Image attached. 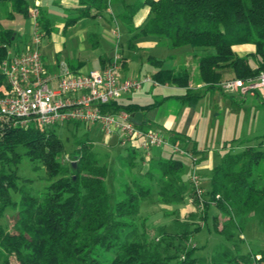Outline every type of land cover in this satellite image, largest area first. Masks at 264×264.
<instances>
[{
  "label": "trees",
  "instance_id": "1",
  "mask_svg": "<svg viewBox=\"0 0 264 264\" xmlns=\"http://www.w3.org/2000/svg\"><path fill=\"white\" fill-rule=\"evenodd\" d=\"M79 1L85 6L76 17L64 21V29L80 18L97 17L109 3V0ZM144 6L149 8L146 18L133 27L134 14ZM31 7L29 0H0V8L5 9L9 18L13 13L26 17ZM38 11V21L46 35L49 28ZM117 16L132 33L130 41L152 36L164 40L169 49L188 47L194 51L199 92L189 87V71L163 68L161 60L150 58V64L157 68L151 74L155 82L184 89L182 94L166 96L161 101L172 97L193 106L202 91L220 90L218 83L225 73L245 79L264 72V0H136L123 3ZM14 41L12 30L0 29V62ZM239 44L254 45V52L242 57L235 55L231 47ZM110 60L111 55L101 58V69ZM67 66L73 73L78 69L71 63ZM3 82L0 73V84ZM258 95L256 92L255 96ZM161 101L141 105L115 100L102 107L110 112L124 110L134 117ZM134 123L142 126L144 121L134 119ZM170 141L178 142L177 138ZM156 148L164 149L167 155L162 152L156 159L148 156L144 174L158 184L159 198L179 204L186 195H192L190 183L181 179L183 163L173 158L176 154L171 149ZM63 152L64 146L54 130L37 124L18 127L0 117V218L8 208L15 210L17 216L10 231L0 224V264H264V252L244 255L239 253L238 246L249 218L264 231V171L260 169L263 153L259 147L246 146L240 152L224 154L212 167L209 188L200 198L201 225L191 227L187 222L175 220L178 229L163 237L167 239L163 256L160 248H145L132 240L136 227L127 221L138 214L140 203L151 195L150 185L132 179L112 190L106 179L114 173L108 165L100 163L88 139L76 144L71 154L75 161L62 164L59 156ZM22 156L44 167L50 183L42 198L17 182L14 167ZM11 192L18 194L17 201L12 200ZM209 207L214 208V213L208 226ZM205 228L209 235L221 239L212 253L194 256L196 247L187 243ZM106 254L112 257L106 259Z\"/></svg>",
  "mask_w": 264,
  "mask_h": 264
},
{
  "label": "rangeland",
  "instance_id": "2",
  "mask_svg": "<svg viewBox=\"0 0 264 264\" xmlns=\"http://www.w3.org/2000/svg\"><path fill=\"white\" fill-rule=\"evenodd\" d=\"M29 4L30 6L34 5V0H29ZM111 6L112 3L111 5L108 3V8L105 11L109 12V7L111 8ZM112 10H114L113 7ZM59 11L57 10V6L53 5L52 7L51 5L48 13L57 15L60 13ZM66 17L70 18L71 14H68ZM84 22L87 27L86 29L93 31L96 35L91 38V43L93 41L99 43L96 49H91V44L87 43L86 40H77V43L75 41L72 42L71 27L66 29L62 35H59L57 30L53 29L50 38L42 39L43 43L39 45V53L42 57L41 61L48 64L53 63L55 59L60 61L66 60L67 62L75 61V59H78L79 51L81 50L90 51V56H94L96 50H106V42L103 40L102 30L106 28L109 31L111 26L98 17L86 19ZM114 25L113 22V27ZM0 29H10L15 35L17 34L21 37L8 47L9 53H20L29 45L32 31L29 14L24 17L20 13H13V16L9 18L5 9L0 8ZM118 30L120 32L122 31V26L119 23ZM28 35H30V39L28 41L27 39L23 40ZM142 38L143 40H148L154 37L143 36ZM186 48L188 47H181L176 49V51H169L166 47H158L157 50L151 52H147L149 50H139V53L135 56L133 52L127 49L126 44H122L121 49L124 51L125 62L129 65L127 69H123L120 72L127 78L135 77L138 74L151 77L153 66L148 63V53H155L153 55H166V53H169L172 54V57L165 61V67L189 71V87H195V91L199 92L201 90L195 83L197 77L196 65L193 68L182 66ZM86 63V65L92 67L94 70L98 69L96 68L97 62ZM53 67L55 68V66ZM136 69H139V72ZM117 71L119 74V70ZM225 78H232L231 74L225 73L223 79ZM148 87H152V90L146 91ZM183 91L184 89H179L178 86L171 84H157L155 86L146 84L140 90L129 94H131L132 100L149 103L159 99L161 95H180ZM202 92L203 95L196 101L195 105L198 119L193 127L192 134H190L197 148V152L195 154L193 153L194 156L196 157L197 155L198 157L196 158H200L201 162L207 165L199 172L195 169V172L199 176L201 188L204 191L209 188L211 169L218 164L224 154L240 152L246 146L259 147L262 151L263 160L260 169L264 171V94L259 93L258 96L247 94L244 97L230 98L218 89H209ZM175 102L169 101L165 106L171 111H175L178 106L176 105L178 103ZM87 126L89 127H85L82 123H78L76 126L73 123H68L50 128L54 130L64 146V152L59 156V160L62 164L75 161L71 154L76 144L84 139H88L92 141V150L97 155L100 163L108 165L114 173L108 175L106 179V182L112 190H117L123 181L129 183L132 179L150 185L151 195L149 198L140 203L138 214L135 217L127 219V221L132 222L136 227L132 240L142 244L145 248L149 246L160 248V255L163 256L162 248L165 245V241H167L165 238L163 240V237L167 238L166 233L173 234L178 229L175 220L187 222L191 227L195 224L201 225L203 199L197 198L192 194L186 195L179 204H171L167 198H159L157 195L158 184L155 180L148 178L144 174L146 171L145 153L140 151L136 154L137 157H135V160H138V169L133 172L132 170L135 165H129L128 163L134 159L128 156L129 144H118L115 139L116 137L112 136L113 138L110 142L111 144L115 143L117 146L115 148L105 147L102 145L105 134L100 126ZM22 150V148H18L17 151L22 152ZM163 155H167V153L164 152ZM173 158H179L182 161L184 170L180 174L181 179L184 183L189 182L192 168L191 166L188 168V159H185L184 156H178V154L173 155ZM14 168L18 176V184L29 188L35 196L42 198L46 192L47 185L50 183L44 167L39 162L32 163L25 156H22L20 162ZM153 174L155 175L154 172ZM203 194L201 198H203ZM11 198L17 201L19 196L11 192ZM212 213H214V208L209 207L206 218L208 226ZM189 214H193L194 216L189 217ZM16 218V211L8 208L3 217L0 218V224L6 230L10 231ZM240 238L242 242L238 245L239 253L247 255L249 252H264V231L255 223L253 218H249L245 222ZM220 239L218 235H209L205 228L197 234H194L187 244L196 247L192 253L194 256H202L212 253L214 245ZM173 242L176 244L177 240L175 239ZM170 252H173L172 248H170ZM110 257H112L111 254H106L105 258L108 259ZM257 257L259 256H256V260ZM241 260L243 261V259ZM262 263L260 262V264Z\"/></svg>",
  "mask_w": 264,
  "mask_h": 264
},
{
  "label": "built area",
  "instance_id": "3",
  "mask_svg": "<svg viewBox=\"0 0 264 264\" xmlns=\"http://www.w3.org/2000/svg\"><path fill=\"white\" fill-rule=\"evenodd\" d=\"M39 3L30 8L32 31L29 45L20 53H7L0 62L4 82L0 84V117L12 125L27 127L37 124L51 128L61 124L82 123L98 125L105 136H115L118 143L132 144L149 156L153 147H167L193 164L189 183L192 194L201 198L204 190L195 172L197 158L179 143L153 129H142L134 123L131 113L124 110L110 112L103 105L140 90L145 84L158 83L150 76L121 79L118 74V25L114 22L111 33L117 38L109 64L100 70L84 74L71 72L61 62L57 73L47 74L42 66L39 45L45 36L39 23ZM220 90L230 96L264 94V72L248 78H225L218 83ZM259 257H257L258 259ZM256 264V263H254Z\"/></svg>",
  "mask_w": 264,
  "mask_h": 264
},
{
  "label": "crops",
  "instance_id": "4",
  "mask_svg": "<svg viewBox=\"0 0 264 264\" xmlns=\"http://www.w3.org/2000/svg\"><path fill=\"white\" fill-rule=\"evenodd\" d=\"M37 1L39 3L38 9L41 11V13L44 15V18H45V19H43V16H42V22L45 21L46 26H48V28H49V33H47L45 35V37L42 39H49L51 34L53 33V29L57 30V33H59V35H62L65 33L66 29L71 27V41L72 42L75 41V43H77V40H79V41L86 40L87 43L91 44V49H94V48L96 49L98 47L99 43H96L95 41H93L91 43V38L96 36L95 33L93 31H89L88 29H86L87 27L85 26L84 21L86 19H89V18H80L76 22L72 23L70 26H68L67 28L64 29V21L67 18H69L66 16L68 14H71V18L76 17L78 14V10L85 6V5H82L79 0H37ZM109 1H110L109 2L110 5L112 3L111 8L109 7V12L103 11L97 17L104 20L106 24H109L111 26V29L113 27V22H116L117 25L119 23V25L122 26V31L121 32L119 31L120 37L118 36V41H117V38L111 33V29L108 31V30H106V28H104V30H102V33H103L102 37H103V40L106 42L105 43L106 44V50L104 49V51H103V49H101L100 50L101 53H100V51L96 50V54L94 56L89 55L90 51L88 52L87 50H83V51L81 50V51H79L78 59H75V61L73 60V61L67 62L66 60L60 61L58 59H55L53 61V63H49V64L41 61L43 69L47 74H55L54 72H56L58 70L57 66L61 62H64V63L66 62L67 64L71 63L74 67H78V69L75 72L77 74H84V73H87L88 71L94 70L92 67H89L88 65H86L87 64L86 62H93V63H94V61L97 62L96 68H98V69H96V68L95 69L100 70L101 69L100 59L108 57L112 54L113 48H114V43L116 41L118 43L117 49H118V53L120 55L118 70H119V77L121 79H125L127 77H124V75H122V73L120 71H122L123 69H127L128 65H129L128 63L125 62L124 51H123V49H121L122 44H126L127 49L130 50L131 52H133V55H135V56L139 53V50H149L147 52H151L153 50H157L158 47H166L169 51H176V49H169L165 45L164 40H161V39H158L155 37L150 38L148 40H143L142 37H138V38L130 41V36L132 35V33L128 32L126 30L125 26H123L122 21L119 19V17L117 15L120 12L123 3L131 4V3L135 2L136 0L135 1L134 0H109ZM51 5H52V7H53V5L57 6V10L58 11L60 10L59 11L60 13L57 15L49 14L48 12L51 8ZM112 7L114 8V10H112ZM148 12H149V8L147 6H144L141 9H139L134 14V16L132 18L133 27L139 26L142 23V21L146 18ZM97 17H95V18H97ZM42 22H41V24L44 23V22L43 23ZM30 35L23 38V40L27 39V41H28L30 39ZM150 37H152V36H150ZM20 38L21 37L16 34L15 35V42L17 40H19ZM41 43H43V40ZM177 49H179V48H177ZM231 49L235 55L242 57V56H245L248 54H252L254 52V45H252V44L233 45L231 47ZM193 53H194V51L191 48H186L185 53H184V57H183V65L182 66L194 67V58L192 56ZM153 54H155V53H148V60H150V58L161 60L162 62L160 65L163 68H166L165 67V61H167L168 59H170L172 57V54H169V53L168 54L166 53V55L165 54L153 55ZM148 63H150V62H148ZM53 66H55V68ZM176 67H178V66H176ZM52 68H54V69H52ZM152 68H153V71H155L157 69L155 67H152ZM139 69H136V71L139 72ZM170 69H174V68H170ZM145 76H148V75H145ZM140 77H143V76L138 74L137 76L132 77V78H140ZM197 86H199V84H197ZM178 88L182 89L180 87H178ZM148 90L151 91L152 87L146 88V91H148ZM166 96H174V95H172V94L161 95L159 97V99H157L153 102L161 101L162 98L166 97ZM226 96H228V95H226ZM228 97H230V96H228ZM236 97H244V96L243 95H237ZM236 97H233V98H236ZM230 98H232V97H230ZM119 101L121 103H124V104H126V103H137V104H141V105L153 103V102L143 103V102H140L137 100H132L131 94H126V95L122 96L119 99ZM169 101H171V102L176 101L175 103H178V104H176L178 106L175 109V111H171L170 109L167 108V106H165ZM195 105H196V103L193 106H187V105L181 104L179 101H177L176 99H174L172 97L169 99L163 100V101H161V103H159L154 108L140 114V120H143L144 123L142 124V126H139V127L142 129H153L155 131H159L164 136H166L170 139L177 138V141H178L177 143H179L182 147H185L192 154L193 153L195 154L197 152L196 144H195L194 140L191 139V136H190V134H192L193 127L195 126L196 121L198 119V113L196 112V106ZM84 126L89 127L85 124H84ZM93 126H95V125H93ZM112 138L113 137L105 136L104 142L102 145L105 147L115 148L117 145L115 143L111 144V142H110V140ZM90 142L93 145L92 141H90ZM116 142L118 143L117 139H116ZM118 144H120V143H118ZM193 149L195 150V152H193ZM132 150H133V154H131ZM140 151L141 150L137 149L136 146L129 144V150L127 153H128L129 157H132L134 159L129 161L128 163H129V165H135V167L132 170L133 172L136 169H138V165H137L138 160H135V157H137L136 154H138ZM162 152H165V150L154 147L151 149L149 156L153 159H156L161 155ZM196 157H198V156L196 155ZM184 158L188 159L187 157H184ZM145 161H146V168H145V170H146L148 167V161H147L146 156H145ZM190 166H191V168H193L192 162L188 159V168H190ZM206 166H207L206 164H203L201 162L200 158H197V161L195 164L197 172H199L200 170H202Z\"/></svg>",
  "mask_w": 264,
  "mask_h": 264
},
{
  "label": "water",
  "instance_id": "5",
  "mask_svg": "<svg viewBox=\"0 0 264 264\" xmlns=\"http://www.w3.org/2000/svg\"><path fill=\"white\" fill-rule=\"evenodd\" d=\"M134 117L137 121H140V113H136Z\"/></svg>",
  "mask_w": 264,
  "mask_h": 264
}]
</instances>
